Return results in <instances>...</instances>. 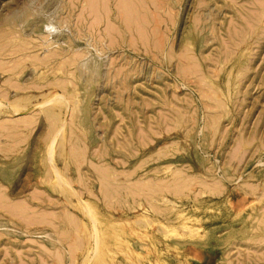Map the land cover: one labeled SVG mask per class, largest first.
<instances>
[{
  "label": "rangeland",
  "instance_id": "rangeland-1",
  "mask_svg": "<svg viewBox=\"0 0 264 264\" xmlns=\"http://www.w3.org/2000/svg\"><path fill=\"white\" fill-rule=\"evenodd\" d=\"M131 1L0 0V264H264V0Z\"/></svg>",
  "mask_w": 264,
  "mask_h": 264
},
{
  "label": "bare ground",
  "instance_id": "bare-ground-1",
  "mask_svg": "<svg viewBox=\"0 0 264 264\" xmlns=\"http://www.w3.org/2000/svg\"><path fill=\"white\" fill-rule=\"evenodd\" d=\"M102 1H103V0H102ZM120 1H121V0H120ZM128 1H129V0H128ZM130 1H131V0H130ZM132 2H133V0L131 1V3H132ZM138 2H140V5H139V6L144 7L145 5L150 6L151 3L154 2V0H152V1H151V0H138ZM125 3H126V2H125ZM133 3H134V2H133ZM121 4H122V3H121ZM129 4H130V3H129ZM127 5H128V4H127ZM134 5H136V4H134ZM89 6H90V5H89ZM130 6H131V5H130ZM135 7H136V6H135ZM135 7H134V8H135ZM137 7H138V6H137ZM142 7H141V9L144 10V8H142ZM150 7L153 8L152 6H150ZM126 8H127V7H126ZM131 8H132V7H131ZM134 8H133V9H134ZM127 9H129V8H127ZM133 9H131V10H133ZM135 10H136V9H135ZM124 11H125V10H124ZM133 12H134V11H133ZM138 12H140V11L138 10ZM134 13H135V12H134ZM135 14H136V13H135ZM139 14H140V13H139ZM8 15H9V14H8ZM131 15H132V14H131ZM136 15H137V14H136ZM134 16H135V15H134ZM135 17H136V16H135ZM139 17H141V16H139ZM13 20H14V19H13ZM142 20H143V19H142ZM129 22H130V21H129ZM75 52H76V51H75ZM182 60H186V61H187V58L184 57V58H182ZM84 61H85V60H84ZM97 76H98V75H97ZM202 76H203V75H202ZM24 89H25V88H24ZM19 100H20V99H19ZM6 101H7V100H6ZM25 101H26V100H25ZM18 102H19V101H18ZM18 102L15 101L13 104L11 103V104H12V107H11V108H12V111L15 112V113H16L17 111H19V108H20V107H22V106H20V104H18ZM53 102H54V101H53ZM1 104H2V102H1ZM11 108H10V109H11ZM47 112L49 113L50 116H53V117H54V116H57V115H55V112H54L53 110L50 111V110L48 109ZM28 118H29V117H28ZM54 118H55V117H54ZM51 120H52V119H51ZM55 120H56L57 122H56V121H54V122L59 123V121H58L59 119L57 120V118H56ZM54 122L52 121V123H54ZM61 124L63 125V123L60 122V127L58 128V131H59V129L61 128ZM57 133H58V132H57ZM54 136H55V135H54ZM55 138H56V137H53V138H52V144H51V145H53V142L55 141ZM48 150H49V151H53V147L50 146V149H48ZM48 153H49V152H48ZM53 161H54V160H53ZM56 167H57V166H55V164L53 163V164H52V168L55 169V171L57 172V171H58V168H56ZM132 170H133V169H132ZM115 176H116V175H115ZM98 179H99V178H98ZM104 180H105V179H104ZM65 182H66V181H65ZM66 183H67V182H66ZM69 184H70V183H69ZM99 184H100V183H99ZM109 184H110V183H109ZM178 186H179V185H178ZM73 190H74V189H73ZM115 191H116V190H115ZM74 192H75V190H74ZM74 194H76L77 196H79V198L82 200V198L80 197V195H78L77 192H75ZM82 201H83V200H82ZM83 203H84V202H83ZM84 204H85V206H87L86 203H84ZM85 206H84V207H85ZM87 210H88V209H87ZM88 211H89V210H88ZM88 211H87V212H88ZM90 213H91V212H90ZM95 216H96V215H95ZM95 216H93V217L96 218ZM93 217H92V218H93ZM92 226H93V225H92ZM98 226H99V225H98ZM94 227H95V229H97V225H95ZM94 227H93V228H94ZM99 230H100V228H99ZM99 230L97 231V233L99 232ZM94 232H95V231H94ZM98 235H100V234H97V235H96L97 237H95V238H98ZM94 236H95V235H94ZM100 236H101V235H100ZM98 240H99V239H96V242H95L96 245H98V243H100V241H98ZM101 243H102V242H101ZM98 250H99V249H98ZM94 252H95V251H94ZM98 253H99V252H98ZM87 256H88V255H87Z\"/></svg>",
  "mask_w": 264,
  "mask_h": 264
}]
</instances>
